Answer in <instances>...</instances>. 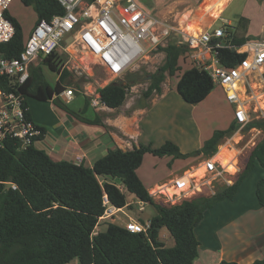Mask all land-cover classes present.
<instances>
[{"label":"trees","instance_id":"1","mask_svg":"<svg viewBox=\"0 0 264 264\" xmlns=\"http://www.w3.org/2000/svg\"><path fill=\"white\" fill-rule=\"evenodd\" d=\"M20 1L34 8L35 24L64 13L58 0ZM6 14L15 26V35L10 41L0 43V55L16 57L28 37L18 18L9 11ZM240 20L245 25L248 23L242 16ZM247 40V36L235 31L231 41L241 47ZM160 49L166 56L162 65L150 74L144 97L161 94L162 83L168 75L178 76L176 90L186 103L194 105L204 101L216 85L202 68L186 67L191 64L188 47L177 41ZM219 54L228 66L237 64L245 56L229 48L220 49ZM63 63L61 57L52 54L31 67L29 78L19 87L26 97V106L29 107V98L50 100L83 122L98 123L97 118L83 116L88 108L87 100L81 110L75 111L62 98V92L73 84L72 73L63 68ZM43 65L59 75L54 84L45 77ZM136 79L111 81L98 88L101 101L113 109L121 107ZM9 83V79L1 78L0 88L11 91ZM28 115L30 117V111ZM251 126L261 128L262 137L250 150L234 183L215 194L197 193L175 204L151 195L138 175L145 155L175 159L212 156L222 139L232 134L234 122L227 129H216L200 148L188 153L182 152L174 141L167 140L160 147L140 144L127 150L109 149L92 166L69 160L56 161L36 144L19 150L15 140L6 141L0 148V264H70L73 260L78 264H193L200 245L195 228L203 221L205 213L222 200L235 197L254 168L255 160L264 168V119L254 121ZM38 127L42 134L37 141L45 134V128ZM127 192L155 207L157 213L148 221V232H131L114 222H108L105 230L96 232L105 211L104 196L112 205L123 208L129 204ZM255 194L264 208V176L258 180ZM163 228L172 236V246L162 237ZM222 264L241 263L224 260ZM245 264H264V258Z\"/></svg>","mask_w":264,"mask_h":264},{"label":"built area","instance_id":"2","mask_svg":"<svg viewBox=\"0 0 264 264\" xmlns=\"http://www.w3.org/2000/svg\"><path fill=\"white\" fill-rule=\"evenodd\" d=\"M12 2L0 0V43L10 41L15 35V26L6 14ZM58 2L64 8V13L35 24L18 56L0 55V79H9L12 88L9 92L0 88V148L12 139L18 143L19 150L26 149L36 144V139L41 136L42 131L28 115L26 97L19 91V87L29 78L31 67L42 63L47 56L55 54L61 57L64 60L63 68H67L64 55H80L92 59L112 79H117L144 61L153 51L165 47L174 36L178 37L179 43L188 47L192 66L205 70L214 83L224 90L226 99L233 105L232 122L235 123V129L226 139L237 136L243 139V134L248 130L255 132L250 142L256 144L253 141L256 135L262 133V129L251 126L254 122L252 108L244 96L251 90L252 82L260 80L264 83V38L249 39L237 47L231 41L236 30L231 21L219 28L211 25L201 28L198 33L189 32L149 13L136 0ZM222 48H229L245 56L237 64L228 66L220 57L219 50ZM78 67L83 68L80 65ZM64 95L72 99L74 90L66 88L61 96ZM89 98L91 107L98 109L105 106L98 92ZM259 119H264V114ZM221 144L214 155H201L199 158L202 160L195 170L202 169V176L184 170L182 175L173 177L168 184L160 187L174 190L168 202L175 204L197 193L215 194L223 186L234 183L241 166L236 164L232 173L227 165L216 159ZM12 187L16 188V185ZM204 187L208 188L209 193L203 190ZM104 205L105 211L99 221L108 218L114 220L122 209L112 205L106 195ZM143 209V206L139 208L141 211ZM129 218L130 221L124 224L129 231L148 232V221L141 222L131 216Z\"/></svg>","mask_w":264,"mask_h":264},{"label":"rangeland","instance_id":"3","mask_svg":"<svg viewBox=\"0 0 264 264\" xmlns=\"http://www.w3.org/2000/svg\"><path fill=\"white\" fill-rule=\"evenodd\" d=\"M136 1L149 13L156 15L165 22L181 26L184 29L185 25L191 19H194L195 16L199 15V11L201 8L204 9L203 14H207L205 22H209L215 19L218 15L217 12H214V8L217 6H221V3L218 0ZM248 2L252 3L255 8L258 6L255 0H230L221 16L213 22L212 27L219 28L222 27L227 21H231L234 27L237 26L235 31L238 33V35L246 36L247 24L245 25L244 21L242 20V22L240 20L242 16L241 13L247 10L253 17L257 16V13L254 11L253 5L248 6L244 10V7L248 5ZM258 2L260 3L261 1L259 0ZM9 13L10 15L18 18L21 25L23 26L25 35L28 37L36 21V13L34 11V8L32 6H25L21 3L20 0H13L9 8ZM239 22L240 26H238ZM200 30L201 26L199 27V31ZM261 37L264 38V33L261 35ZM177 41L178 37L174 36L170 39L169 43ZM166 44L168 45V43ZM165 56V51L159 48L158 50L153 51L151 54H149L144 61L127 71L122 77L112 79L106 72H104L102 67H100L98 64H94L92 59L82 58V56L80 55L74 57L64 55V57H66V67L69 68L73 76V78L71 79L73 84L67 86V89L71 88L74 90V97L72 99H69L64 95L62 96V98L66 101L67 106L72 110L78 111L85 105L86 100L88 101V109L92 110L89 105V97L92 94L97 93L98 88L105 86L111 81L127 82L129 81V78L136 77V81L129 88L128 97L123 107L128 108L127 111L129 113V111L135 109V107L149 105L151 104L152 99L156 97V94L152 95L150 98H145L143 95V92L147 89L150 82L148 76H150V74L155 72L157 68L162 65ZM78 65L83 66V68H79ZM190 65L192 64H187L186 67L188 68L190 67ZM44 74L50 83L54 84L56 82V78L58 77V74L56 72H53L48 67L44 66ZM177 82L178 76L170 77L168 75L166 76L164 82L166 86L173 87L172 89L175 92L174 94H170V96L166 100L171 105L172 112L170 113V115L176 118L174 124L175 128L172 131L175 132L177 138L182 140L183 148L185 147L186 149H195L196 147H198L202 140H204L212 133L215 128H228V123L233 120V105L230 104L226 99L224 90L216 84L215 89L211 92L208 99L198 104H188L184 102L182 98L179 99L180 95L176 93ZM263 85L264 83L260 80L252 82L251 90H248L247 95L244 96L245 100L250 104V108H252L251 116L253 118V121L260 120L259 118L264 114ZM254 95H256V97L253 99ZM175 96L178 97L175 98ZM29 101L34 113L48 120L55 119L56 114L52 113L50 107H52L53 105H57H55L52 101H39L33 98H29ZM123 107H121L120 110H123ZM99 112H101L100 114L104 113L103 110H100ZM66 119H64V121H67ZM170 127L172 129L173 124H171ZM254 135L255 132H249L247 130L243 134V139H240V136L231 138L230 140L224 137L221 141V146L224 147V149L217 154L216 159L219 160L223 165H225V163L227 162L230 164L232 160L234 169L227 168L232 173L235 171L236 164H239V166H241L242 168V165L246 160L250 150L255 146L252 142H250V139ZM261 137L262 133L256 135L253 142L257 143L261 139ZM222 152L224 153L222 154ZM200 157L201 155L192 156L187 158L189 159V161L184 162L182 161V159H175L173 157L167 156L159 157L149 154L146 155L144 162L138 171V174L142 181H144V183H146L149 187L153 185L151 181L153 179L161 178L162 180H164L162 184L154 189H150L149 192L151 194L158 192L156 193V195H154L156 198L162 200L163 202L170 203L168 202V197L174 193V190H172V188L170 187L162 189H160V187L164 184H168L171 178L182 175L184 170H191L193 171V174L202 176V169L195 170V168H197V166H199V164L201 163L202 159H199ZM222 157H224L225 161H223ZM172 164L173 167L171 168ZM253 182L254 177H250L246 185H244L240 195L236 198L238 201L245 199L248 201L256 200ZM217 186L221 187L222 184H218ZM203 190L205 192H208L207 187H204ZM127 199L129 201V204L123 207L116 214L114 220L108 218L99 221V225L95 229L96 232L105 230L108 222H114L120 225H124L126 222L130 221L129 216L138 219L141 222H144L149 221L150 218L157 213L153 205L139 201L133 194L129 192H127ZM230 201L231 200H224L223 202ZM177 202L179 201H176V203ZM141 206L144 207L142 211L139 210ZM221 206L215 210L212 209L213 211L207 212L204 220L196 228L195 233L199 237V239H201L200 241L204 242L208 236V233L213 232L216 221H218L219 217H221L224 213L228 214L229 211H227L226 209H221ZM226 206L229 205L227 204ZM161 235H163L162 237L164 238L168 246H172L174 244V240L166 228H163L161 230ZM70 264H78V262L76 260H73Z\"/></svg>","mask_w":264,"mask_h":264},{"label":"crops","instance_id":"4","mask_svg":"<svg viewBox=\"0 0 264 264\" xmlns=\"http://www.w3.org/2000/svg\"><path fill=\"white\" fill-rule=\"evenodd\" d=\"M218 1L221 3V6L214 8V12L218 13L215 19L205 22L207 14H203L204 9L201 8L199 15L191 19L187 23V27L189 29H199L200 26L201 28L211 26L221 16L230 2V0ZM255 1L258 4L256 8L252 3L248 2L244 10L248 6L253 5L254 11L257 13L256 17H253L247 10L241 13L242 16L248 19L246 36L250 39L260 38L264 33V1L260 0L261 4L258 2L259 0ZM56 80H58V77ZM164 82L162 83V93L156 94L151 104L135 107L129 113L127 111L128 108L123 107L124 104L121 106L123 110H120L121 107L113 109L103 106L95 109L90 106L92 110L87 108L83 116L89 119L97 118L98 123L92 124L83 122L62 108L54 105L50 107V110L56 114L55 119L48 120L34 113L29 102L31 119L37 125L45 128V134L41 140L36 142V146L45 149L56 161L69 160L88 166H92L109 149L116 147L123 150L132 149L134 145L139 146L140 144L160 147L165 141L172 140L185 153L200 148L205 140L211 137L216 128L195 149H186L185 147L184 149L182 140L177 138L175 132L172 131L175 128L176 118L170 115L172 112L171 105L166 101L170 94H174L175 92L172 89L173 87L166 86ZM176 93H178L177 90ZM177 97L175 96V98ZM181 98L179 96V99ZM100 110H103L104 113L100 114ZM64 119L67 121H64ZM231 123L232 121L228 123V127ZM171 124H173L172 129L170 127ZM220 129L226 128L221 127ZM149 154L147 153L146 155ZM182 161L186 162L189 159H182ZM263 176L264 168L258 160H255L254 168L239 186L235 197L233 199H224L231 201L223 202L224 200H222L215 206L216 208H212L215 210L223 205L221 209H226L229 212L219 217L213 232L208 233L204 242L200 241L201 239L197 236L201 243L199 245V255L193 264H222L224 260L245 264L251 263L256 259L264 258V208L258 202L257 197L256 200L251 201L246 199L238 201L236 199L250 177H254L253 187L255 191L258 180ZM151 181L153 184L151 187L144 183L149 191L164 182L161 178ZM212 209L207 212L213 211Z\"/></svg>","mask_w":264,"mask_h":264},{"label":"bare ground","instance_id":"5","mask_svg":"<svg viewBox=\"0 0 264 264\" xmlns=\"http://www.w3.org/2000/svg\"><path fill=\"white\" fill-rule=\"evenodd\" d=\"M185 29L187 30V31H189V32H194V33H198L199 32V29H189L188 27H187V24L185 25ZM224 149V147H222L221 149H220V151L219 152H221L222 150ZM224 152H222V154H223ZM222 159H223V161H225L224 160V157H222ZM225 165H227V168H233L234 169V164L232 163V164H229L228 162L227 163H225ZM236 167V166H235ZM170 191V190H169ZM171 192V191H170ZM170 194V193H169Z\"/></svg>","mask_w":264,"mask_h":264},{"label":"water","instance_id":"6","mask_svg":"<svg viewBox=\"0 0 264 264\" xmlns=\"http://www.w3.org/2000/svg\"><path fill=\"white\" fill-rule=\"evenodd\" d=\"M263 1H264V0H263ZM213 43H215V42H213ZM151 77H152L151 75H150V76H148V79H151Z\"/></svg>","mask_w":264,"mask_h":264}]
</instances>
